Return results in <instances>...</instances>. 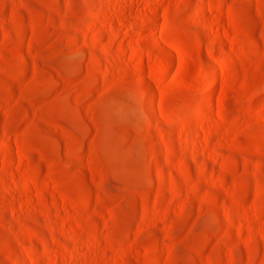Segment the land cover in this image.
<instances>
[{
  "label": "rangeland",
  "instance_id": "obj_1",
  "mask_svg": "<svg viewBox=\"0 0 264 264\" xmlns=\"http://www.w3.org/2000/svg\"><path fill=\"white\" fill-rule=\"evenodd\" d=\"M0 264H264V0H0Z\"/></svg>",
  "mask_w": 264,
  "mask_h": 264
},
{
  "label": "bare ground",
  "instance_id": "obj_2",
  "mask_svg": "<svg viewBox=\"0 0 264 264\" xmlns=\"http://www.w3.org/2000/svg\"><path fill=\"white\" fill-rule=\"evenodd\" d=\"M152 46L153 48L159 52L162 56H164L167 60H172V55L167 51L165 50L160 44L159 42L155 39V38H152ZM140 79H143L144 78V75L141 74L139 76ZM145 79V78H144Z\"/></svg>",
  "mask_w": 264,
  "mask_h": 264
}]
</instances>
